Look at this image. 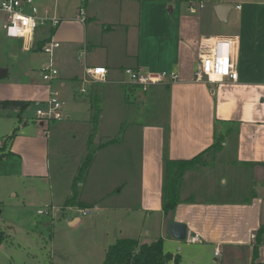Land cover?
<instances>
[{
  "label": "crops",
  "instance_id": "crops-1",
  "mask_svg": "<svg viewBox=\"0 0 264 264\" xmlns=\"http://www.w3.org/2000/svg\"><path fill=\"white\" fill-rule=\"evenodd\" d=\"M39 1L35 2L42 10L61 19L56 29L48 25L40 27L43 31L37 37V40L43 41L53 35L60 41L61 46L54 54L59 76L51 84H32L27 88L32 93L29 96L0 94L1 100L17 99L32 101L36 105L46 104L53 91L62 97L59 88L65 87L69 80L86 85H122L124 89L127 86L136 93L139 103L152 100L154 108L145 112L156 116L153 120L136 121L130 129L133 130L132 134L137 135L133 141L139 144L140 153L137 206L126 203V197L130 195L129 191L125 192L129 173L127 149H123L124 144H128L125 143L126 137L99 149L107 151L111 148V154L120 153L119 159L106 160V164L113 162L116 165L117 169L112 170L111 176L118 180L115 187H119V192L112 204L100 207L102 212L95 220L101 218L103 224H95L91 230L93 235L83 237L79 247L71 250L77 264H103L109 246L122 237L137 238L141 242L163 238L165 251L180 254L182 264H186L187 260H199L206 252H212L213 264H252L255 248L252 234L264 226V0H237V13L233 18L235 32L222 34H213L214 27L210 24L206 29L209 11L207 16H183V2L178 0ZM189 1L188 11L192 4H197L196 0ZM200 1L213 3V16L219 21L215 7L230 5L227 20L222 22L231 21L234 7L229 2ZM81 7L86 11L84 21L79 18ZM215 37L234 39L233 58L238 80L225 78L214 83L195 80L196 69L193 68L192 59L200 60L201 42ZM84 49L86 53L83 55ZM35 50L45 59L40 49ZM90 66H105L108 70L106 80H90L86 74V68ZM126 68L175 71L178 78L173 82L153 84L143 90L140 85L126 81L123 74ZM54 85L57 86L55 90ZM83 89L86 90L85 87ZM161 99L165 103H161ZM16 110L20 113L19 109ZM47 132L45 130L44 134ZM219 137L223 138L222 147L212 155V160L220 157L219 163L249 167L253 174L250 195L232 200H200L194 193H185L182 186V201L173 211L172 220L186 224L187 234H198L200 241H187L188 244L183 245L170 232L163 237L166 158H193ZM227 149L232 153L228 158L224 155ZM7 150L13 154L0 161L7 160L14 167L20 162L22 172L28 176L48 175V169L42 167L43 160L40 162L35 157L48 153L49 145L45 137L17 134ZM14 157L18 161H9ZM95 164L93 161L83 185L90 181ZM191 172L190 169L185 174V182ZM78 194L79 200L86 205L89 200L84 193L78 191ZM188 197L193 200L185 201ZM81 222L79 214H74L69 220L74 227ZM192 246H198L194 253L187 249ZM257 255L256 262L264 264V257L258 252ZM168 264L175 263L172 261Z\"/></svg>",
  "mask_w": 264,
  "mask_h": 264
},
{
  "label": "rangeland",
  "instance_id": "rangeland-1",
  "mask_svg": "<svg viewBox=\"0 0 264 264\" xmlns=\"http://www.w3.org/2000/svg\"><path fill=\"white\" fill-rule=\"evenodd\" d=\"M178 1L183 2V16H207L209 11L205 27L208 29V24L213 26V34L235 32L233 18L237 13V0H224L234 7L230 22L215 19L211 1L205 3L196 0L197 13L188 11L189 0ZM3 16L5 17L4 14ZM42 31L39 29L37 37ZM21 41L8 38L0 28V67L8 69V74L0 77L1 95L29 96L32 93L27 88L32 84H51L43 80L41 72V68L50 59H44L35 49L23 50ZM53 63L56 66L54 57ZM198 63L199 59H192L194 70ZM123 74L126 81L131 82L129 75L124 71ZM121 86L86 85L84 82L69 80L65 87L59 88L65 103L64 118L45 121L44 124L37 118L36 104H32L23 113H18L14 108L0 107V147L8 139L7 149H10L13 138L20 133L43 136L49 145L46 155L35 156L38 161L43 160L42 167L49 171L47 176H28L22 172L20 162L14 167L7 160L0 161V229L5 233V240L0 244V264H77L71 250L79 247V241L83 237L93 235L91 230L95 224H103L101 218L95 220L102 212L100 207L112 204L118 197L119 187H115L118 180L111 176L117 168L113 162L106 164V160L119 159L120 153L111 154V148L107 150L110 153L99 150L97 147L102 142L113 138L121 141L126 137L125 143L128 144H124L123 149H127L129 173L125 192L130 193L126 197V203L132 206L139 204V144L136 140L133 141L137 135L132 134L133 130L130 129L136 121H149L156 116L145 112L154 108L152 100L139 103L136 93L131 92L127 86L125 89ZM82 87L87 91L83 92ZM55 89L57 86L54 85L53 90ZM163 102L165 103L164 99H161V103ZM164 108L162 105V110ZM45 130H48L47 134H44ZM14 131L16 133L10 138ZM91 137V149H98L93 159L96 164L90 174V181L83 185L87 174L78 181L79 168L88 154ZM224 155L228 158L232 153L227 149ZM220 159L219 157L213 161L212 156H209L204 163L192 168L189 178L186 182L183 181L184 192L194 193L200 200H232L249 196L253 176L251 169L246 166L234 167L226 162L219 163ZM9 161L14 163L18 158H10ZM74 189L84 193V197L89 200L85 206L64 205ZM80 208H93V212L80 215ZM39 210H49L50 213H39ZM74 214H79L82 219L76 227L69 223ZM181 243L188 244L187 240H181ZM193 247L187 249L194 253L198 246ZM202 256L199 260H187L185 263L213 264L212 252L203 253Z\"/></svg>",
  "mask_w": 264,
  "mask_h": 264
},
{
  "label": "built area",
  "instance_id": "built-area-1",
  "mask_svg": "<svg viewBox=\"0 0 264 264\" xmlns=\"http://www.w3.org/2000/svg\"><path fill=\"white\" fill-rule=\"evenodd\" d=\"M191 12H196L195 4L189 8ZM5 15V17L3 16ZM79 18L86 19L84 7L79 10ZM0 19L3 20L2 29L9 38L21 39L25 50L37 49L50 59V62L41 68L43 80L52 82L59 76V69L53 63L56 50L61 46L53 35L43 41L37 40L39 28L45 25L56 29L61 19L56 15L42 10L35 0H0ZM234 39L231 37H215L204 39L200 44V60L195 70V80L209 83L219 82L225 78L233 81L238 80V70L233 58ZM86 53V49L82 54ZM133 84L140 85L143 90L158 83L173 82L177 80L178 74L175 71H148L142 68H126ZM108 70L105 66H90L86 68L87 77L95 82L106 80ZM85 91V89H83ZM64 100L61 99L57 91H53L46 100V104H38L36 115L42 122L61 120L64 118ZM80 215H88L93 212V208H80ZM39 213H49V210H39ZM252 239L260 256L264 257V236L258 241L257 232L252 234ZM186 240L198 242V234H187ZM219 250H216L218 254Z\"/></svg>",
  "mask_w": 264,
  "mask_h": 264
},
{
  "label": "trees",
  "instance_id": "trees-1",
  "mask_svg": "<svg viewBox=\"0 0 264 264\" xmlns=\"http://www.w3.org/2000/svg\"><path fill=\"white\" fill-rule=\"evenodd\" d=\"M33 104L32 101L17 100V99H0V107L4 109L14 108L19 109L23 113L28 107ZM14 133L10 136L13 138ZM8 140V139H7ZM7 140L0 147V160L9 157L13 154L8 151ZM117 139H111L105 143H101L97 148H102L108 144L115 142ZM223 138L219 137L207 149L202 151L190 159H171L166 158L164 164V212L167 215L170 211H174L177 205L182 201L181 187L184 181L185 174L197 164H202L207 160V157L214 156L222 147ZM93 138L89 139V151L79 168L78 181L87 174L95 153L98 149H91ZM212 156V157H213ZM75 187V185L73 186ZM192 197H188L185 201H192ZM67 206L81 205L85 206L79 200V194L76 189L72 196L68 197L64 203ZM264 236V226L257 232V240L260 241ZM5 240V233L0 229V244ZM257 248H254V258L252 264H260L256 262ZM182 264L180 254H173L164 249V239L158 238L150 242H141L137 238L122 237L118 238L111 244L106 252L103 264H168L169 262ZM61 264V263H55Z\"/></svg>",
  "mask_w": 264,
  "mask_h": 264
},
{
  "label": "water",
  "instance_id": "water-1",
  "mask_svg": "<svg viewBox=\"0 0 264 264\" xmlns=\"http://www.w3.org/2000/svg\"><path fill=\"white\" fill-rule=\"evenodd\" d=\"M230 5L220 4L215 7L216 14L221 21H226V14L230 10ZM3 27V20L0 19V28ZM8 74V69L0 67V77ZM43 124V123H42ZM173 212L167 213L163 221V237H167L170 232L175 238L180 240H186L187 237V226L184 223L173 221ZM262 224L264 225V202L262 205Z\"/></svg>",
  "mask_w": 264,
  "mask_h": 264
}]
</instances>
